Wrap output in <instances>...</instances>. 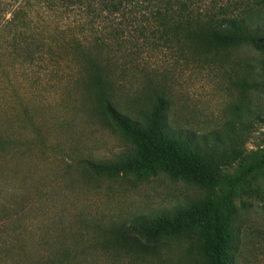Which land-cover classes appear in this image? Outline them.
<instances>
[{
    "label": "rangeland",
    "instance_id": "1",
    "mask_svg": "<svg viewBox=\"0 0 264 264\" xmlns=\"http://www.w3.org/2000/svg\"><path fill=\"white\" fill-rule=\"evenodd\" d=\"M263 64L264 52L248 46L147 51L139 67L118 75V99L138 108L163 95L170 119L210 144L228 143L249 119L246 150L258 158L264 154ZM29 76L0 71V128L12 142L0 152V215L8 234L0 231L2 264H35L64 253L67 264H207L196 229L149 242L131 228L140 217L172 214L206 191L160 169L124 176L91 171L87 161H112L133 148L132 140L90 103L82 105L78 90L57 80L35 87ZM225 172L234 176L240 167ZM234 203L231 264H264L263 172L236 188Z\"/></svg>",
    "mask_w": 264,
    "mask_h": 264
},
{
    "label": "trees",
    "instance_id": "2",
    "mask_svg": "<svg viewBox=\"0 0 264 264\" xmlns=\"http://www.w3.org/2000/svg\"><path fill=\"white\" fill-rule=\"evenodd\" d=\"M206 45L264 52V0H0V71L29 72L26 80L35 87L65 83L79 91L82 105L90 103L132 140L133 148L112 161H87L91 171L124 176L160 169L206 191L172 214L140 217L131 228L149 242L196 229L207 264H231L236 188L264 173V154L251 158L246 150L251 121L243 118L241 134L228 143L219 138L210 144L170 119L163 95L138 108L118 99V75L139 67L144 52L183 54ZM2 90L0 81V110ZM10 146L0 128V152ZM234 165L239 174L226 175ZM2 221L0 215L1 232ZM35 264L67 263L64 253Z\"/></svg>",
    "mask_w": 264,
    "mask_h": 264
}]
</instances>
